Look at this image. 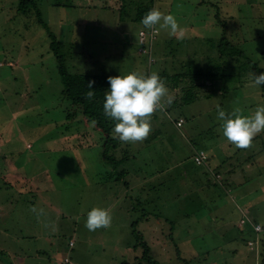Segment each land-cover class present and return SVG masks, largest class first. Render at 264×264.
<instances>
[{
	"label": "rangeland",
	"instance_id": "1",
	"mask_svg": "<svg viewBox=\"0 0 264 264\" xmlns=\"http://www.w3.org/2000/svg\"><path fill=\"white\" fill-rule=\"evenodd\" d=\"M36 1L71 72L127 75L134 66L144 73L138 56L143 48L139 43L138 50L128 48L138 41L141 25L129 17L121 19L117 10L110 9L119 8L118 0ZM142 1L150 2L131 0L126 10L133 15L132 9ZM202 1L210 0H154L155 8L175 16L184 29L182 36L160 30L151 46L155 55L162 61L182 59L181 64L193 71L210 72L223 63L217 62L207 40L222 36L223 27L214 25L218 16L228 26V38L239 36L235 45L264 67V0L231 2L232 10L241 8L234 12L240 16L234 21L206 3L198 5ZM18 5L19 0H0V264H149L143 259L144 245L159 264L248 263L243 241H239L243 258L231 259L230 249L238 247L229 243L224 229L231 231L239 223V208L246 204L264 225V132L246 150L237 149L223 137L217 109L230 114L240 108L243 115L252 114L264 105L260 85L251 77L240 86L236 85L239 77H228V82L204 79L199 97L186 107L173 106L184 93L181 86L168 89L165 97L172 99L165 105L172 106L174 117L194 118L193 123L184 120L179 128L207 151L210 167L221 165L220 185L228 182L230 189L203 185L206 168L194 163V151L181 134L163 125L164 113L151 119L152 131L143 142L123 143L140 154L139 164H144L142 159H152L153 164L135 169L132 180L126 175L115 179V170L104 180L99 170L103 133L82 122L77 107L63 96L49 29L37 21L35 8L22 13ZM205 9L212 20L203 19ZM168 46L176 56L167 53L163 58ZM166 66L173 72L172 66ZM224 82L229 85L227 94H221ZM166 86H171L169 81ZM203 135L208 138L199 142ZM122 152L119 147L118 154ZM134 165L127 162L124 168ZM154 168L160 173L146 181ZM93 208L110 210V227L96 231L85 227ZM255 250L259 253L260 248Z\"/></svg>",
	"mask_w": 264,
	"mask_h": 264
},
{
	"label": "trees",
	"instance_id": "2",
	"mask_svg": "<svg viewBox=\"0 0 264 264\" xmlns=\"http://www.w3.org/2000/svg\"><path fill=\"white\" fill-rule=\"evenodd\" d=\"M120 2L119 8H115L113 6H110V9L113 10H117V12H119L120 14V18L121 19H126V17H129L130 19H132L134 22H138L141 25V28L139 29V33L140 31L144 30L146 32H151L152 30H149L147 28H145L142 23L141 20L143 18V16L151 9L155 8L154 5V0H150V2H146V1H142V2H138L136 3V8L132 9L133 15L131 14V12H128L126 9L127 6L131 5V0L125 1V0H118ZM206 3V7L209 6L210 9L216 10L217 12H223V6L221 7V5L216 4L214 5L213 1H205V2H201L198 5L201 4H205ZM38 3L36 0H19V5L18 7V11L22 12V13H26L30 10H32L33 8L36 9L37 11V21L42 24L43 26H45V29H49V37L51 39V44H50V48L52 50V52L54 53L56 60H57V69L59 71V74L61 76L62 79V83H63V90H62V94L65 98L68 99L69 102H71L70 104H72V106L77 107V109L79 110V115L82 119V122L85 120L89 123L93 124V121H95L96 123L94 124L95 127L97 129H99L102 133H103V144L102 146L104 147L103 151L101 152L102 155V159L103 162H105V165L102 164L103 162H100L104 167V174H102V178L104 180L110 179V175L112 176L111 171L115 170V179L118 177H122L126 175V177H128L130 180L133 179L131 173L134 172L135 169H140V168H147L149 166H151L153 164V160L151 159L150 161L148 159H142L144 164H139V158H140V154H138V152H136L135 150L131 151L127 148L124 147L123 142H120L118 139L113 137V128L115 127V121L111 120L110 118L106 117L104 114V109H103V104H104V95L105 93L110 90V85L108 83V78L110 76L115 77V76H119V75H125L124 73L120 72H115V73H111V72H97V73H90V72H71V70L68 68L67 66V61H66V55L63 54V51L61 50V46L59 45V41L57 40V37L51 32L48 24L46 23V21L42 18L41 12L39 11L38 7H37ZM208 9H205L204 12L205 14V19L212 20V17H210V15H208ZM195 13L197 15V17H199V14L197 12V10L195 9ZM224 13V12H223ZM227 14V13H224ZM204 17V16H203ZM215 24L214 25H218V26H222L223 27V33L221 38L215 40V39H207L208 42L211 45V49L215 52V54L217 55V62L218 61H222L223 66L221 65H216L215 68L213 70H209L208 71H204L201 69H197V70H191L189 69L187 66L181 64L184 60L180 59H167V60H161L159 59L160 57L157 56V53L155 55L154 50H150V53H139L138 56H140V62H143L145 69H144V73L145 75H150L151 73L155 72L158 73L160 75V77L166 81V82H170L171 86H166L167 89L169 90H174L178 87H182L184 93L181 96V98L178 100H174L173 101V106L175 105L176 107L178 105H184L185 107L187 105H190L191 103H194L197 98L199 97L198 95V91H200L202 89V87H204L203 85L205 84V82L203 83L204 79H210V80H215L216 78H222V80H226L228 79V77H231L232 79H235L234 77H239L236 82V85H242L243 83V79H248V78H252L253 80V76L252 73L259 75L261 73H264V67L260 66L258 64V62H254L252 60V58L247 55L245 53V51L240 48L238 45L235 44H239V36L234 37L231 36L230 39L228 38L230 35L226 34V27H228L225 23H223V21L217 16V19L215 20ZM194 23L190 24V26L193 28L194 27ZM139 33H138V41L135 43H129V51L130 49L133 50L135 47L139 48V45L142 47H148V43L146 42H139ZM160 34V30H158L156 35V38L153 40V42L151 43V46L154 45V42L158 39V35ZM173 42V41H172ZM237 42V43H235ZM139 43V45H138ZM264 43V42H263ZM264 50V48H261ZM170 50V51H169ZM167 53L170 54V56L174 57V53L173 50H171L168 47L165 48L164 54H163V58L164 55H168ZM261 53L264 56V51H261ZM160 56V55H159ZM176 56V55H175ZM134 57H136V55H134ZM151 57H153V60L150 61ZM162 58V57H161ZM242 58V59H241ZM160 61V64H158ZM10 62H14L13 60H10L8 63ZM227 63H230L227 67ZM13 64V65H14ZM158 64V67H157ZM167 65L172 66L171 71H168ZM180 66L182 68H180ZM14 67V66H13ZM134 67L132 68V70L130 72H138L140 73L139 68ZM231 70V71H229ZM227 71V72H226ZM129 72V73H130ZM89 81H95V84L93 86V88L91 89L92 91H94L95 97L92 100H87L85 99L84 94L86 93L87 89V84ZM165 82V83H166ZM228 82V81H227ZM227 82H224V85L221 86V94H227L229 92V85L226 84ZM235 88H238L237 86ZM261 88V92L262 95L264 96V85H260ZM165 102H167V99L165 100ZM171 103H172V99H171ZM169 105H165V110L164 111H157L156 113L153 114L152 118L154 119H158L160 118V116L164 115L166 120L165 122H163V125L166 126L167 124L173 126L178 132L181 134V137L184 138V140L187 142L189 149L191 151H194V155L192 157V160L194 161V163L197 166H202L205 167L206 169L204 170V173H202L201 177L204 179L202 182L204 183L203 185H208V187L214 185L216 187L220 186V181H219V174L221 173V165H219V167H217V169H213L212 167H210V161H211V157L209 156V154L207 153V151L201 147H199V143L196 141V139L191 136L188 135V137L186 138V135L184 133H182V128H179L176 124L177 121H179L180 119L184 120L188 123H193V117L192 120H190V118L186 115H177L176 117L173 116V114L171 113L174 110H171V107H168ZM162 115H160V114ZM75 115L77 113H74ZM71 115H68L69 118H72ZM78 116V115H77ZM76 116V117H77ZM173 117V118H172ZM82 124H80L79 127H81ZM77 128V129H78ZM80 129V128H79ZM208 135V134H207ZM207 137H205V135H203L200 138L199 142H202V140L207 139ZM257 139V136L255 137ZM150 143V141H146V144ZM168 143L165 144L167 145L168 148ZM172 144V143H171ZM176 147L177 144L173 143ZM162 145H164V143H162ZM119 147H121L122 149V154H118V149ZM262 150H264V146H262L261 148ZM246 150V149H245ZM198 151H204L207 156L208 159L206 160L205 163L202 164H197V162L195 161V155ZM258 153V152H256ZM190 157V156H189ZM187 157V158H189ZM186 158V159H187ZM249 159V158H248ZM127 162H131L132 164H135L133 167L129 168H124V165H126ZM111 169H110V167ZM213 169V170H212ZM161 169H155L153 170V172L151 173V175H149L146 178V181L148 178L153 179L158 173H160ZM234 172V171H233ZM114 173V171H113ZM211 173L213 174L214 178H210L209 175H211ZM228 174H232L231 171L227 172ZM261 173V172H260ZM209 178V179H208ZM217 178V179H215ZM145 181V182H146ZM224 181V180H223ZM236 182H232V184H234ZM126 184H129V182H126ZM205 185V186H206ZM145 186H148L147 188L149 189H156L155 185H152V187H149V184H146ZM146 189V187L144 188ZM239 212L242 214V217H245V219H248V222L245 225H242L240 228V230H238V228L236 229L237 233L239 232L240 234L237 235L236 238H229V243H235V246H237L238 248L235 251L241 252V249L239 248V241H243L245 243V241L248 239L244 238V234L249 235L251 232V230L253 231V227L250 223V218L248 216V214L246 215L245 212H243V210H239ZM248 216V217H247ZM255 223H257V221L253 220ZM225 232V236H227L228 231H224ZM237 244V245H236ZM145 250H144V255H143V259H145L149 264H159V262L155 259H153V257L149 254L148 252V247L146 245H144ZM250 248V247H249ZM260 250L258 253V257L261 261H264V230L263 232H261L260 234V246H259ZM231 254L234 256V250L230 249ZM232 256V257H233ZM122 264H132L128 261H123Z\"/></svg>",
	"mask_w": 264,
	"mask_h": 264
},
{
	"label": "clouds",
	"instance_id": "3",
	"mask_svg": "<svg viewBox=\"0 0 264 264\" xmlns=\"http://www.w3.org/2000/svg\"><path fill=\"white\" fill-rule=\"evenodd\" d=\"M141 23L149 30H167L171 36L184 34L175 16L164 14L157 8L149 10ZM252 76L255 85H264V73H252ZM108 83L110 90L104 95L103 109L105 116L116 122L113 137L123 143L143 142L152 131L153 114L165 110L168 93L165 81L155 72L145 75L134 71L127 75L110 76ZM94 84L95 81L88 82L85 99L95 97L96 93L91 90ZM167 104H171V99L167 100ZM217 112L218 119L223 122V137L237 149L249 148L253 139L264 132V105L258 106L248 116L243 115L240 108H235L230 114L220 108ZM111 222L109 209L93 208L87 213L85 227L96 231L110 227Z\"/></svg>",
	"mask_w": 264,
	"mask_h": 264
},
{
	"label": "crops",
	"instance_id": "4",
	"mask_svg": "<svg viewBox=\"0 0 264 264\" xmlns=\"http://www.w3.org/2000/svg\"><path fill=\"white\" fill-rule=\"evenodd\" d=\"M215 1H217V3L219 4V5H221V7L223 6V12L224 13H227L226 14V16L230 19V20H232V21H234V20H237L240 16H234L233 14H234V12L236 11V10H238L239 12H241V8H239V6H237V7H235V10H232V8H230V3L232 2V4H235L236 2H235V0H215ZM262 3H261V5L263 6V4H264V2L263 1H261ZM224 8H227V9H224ZM104 167L105 166H103L102 164L100 165V167H99V170L101 171L100 173H101V175L102 174H104ZM221 174V173H220ZM210 176V178H212L211 176H213V174L212 175H209ZM209 179V178H208ZM216 179V178H215ZM224 180V179H223ZM225 181H226V179H225ZM206 185V184H205ZM224 185H226L225 187H223L222 185H220L219 186V189H226L227 188V190L228 189H230V185H229V183L228 182H225L224 183ZM205 187H208V185H206ZM239 210L241 211V210H243V212H245L246 213V215L248 214V216H249V218H250V223H251V225L252 224H260L262 227H263V229H264V225L261 223V222H259V220L256 218V216L255 215H253V214H251V212L250 211H253V209L251 208V206L249 205V206H247V204L246 205H244V206H242V207H240L239 208ZM247 216V217H248ZM246 217V216H245ZM242 218L243 217H241V219H240V221H239V223H237L236 225H233L232 226V230L230 231V229L229 228H225L224 229V231H228V232H226V233H228L227 234V236L229 237V238H236L237 237V235L238 234H240L239 232L237 233V231H236V229L238 228V230H240V228L239 227H241L242 225H241V220H242ZM253 220H255V221H257V223H255ZM251 232H253V233H250L249 235H246V234H244V238L245 239H247L246 241H245V244H246V246H247V249H248V252H249V255H244L245 257H248V263H244V264H252V263H254V264H259L258 262H259V257H258V253H256L255 251L256 250H251L250 248H249V245H248V240H250V239H257V234L256 233H254V231H252L251 230ZM261 234V233H260ZM260 234L258 235V240L260 241ZM234 247V246H233ZM232 247V248H233ZM231 248V249H232ZM237 248H233V250L235 251ZM238 256H240L241 258H243V255H242V252H238V251H235L234 252V256L231 258V259H233L234 260V258H237ZM237 264H240V262H237Z\"/></svg>",
	"mask_w": 264,
	"mask_h": 264
},
{
	"label": "built area",
	"instance_id": "5",
	"mask_svg": "<svg viewBox=\"0 0 264 264\" xmlns=\"http://www.w3.org/2000/svg\"><path fill=\"white\" fill-rule=\"evenodd\" d=\"M158 31H151L150 33L149 32H146L144 30L141 31V36L143 38V41L142 42H147L148 43V47H143L142 46V50L140 51V53H147L149 52L150 53V50H151V43L153 42V40L156 38V35ZM143 33V35H142ZM153 60V57H151L150 61ZM183 123V120L180 119L179 121L176 122L177 126L180 127ZM208 159V156L207 154L204 152V151H198L195 155V161L197 162V164H202V163H205L206 160ZM248 222V219H245V217L242 218L241 220V225H245L246 223ZM252 227H253V231L254 233L257 234V239H250L248 240V245L250 247L251 250H255L256 249H259V246H260V241L258 240V235L263 232V227L260 225V224H252ZM66 262H69V260L66 258L65 259ZM261 264H264L261 263Z\"/></svg>",
	"mask_w": 264,
	"mask_h": 264
}]
</instances>
